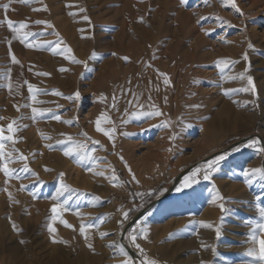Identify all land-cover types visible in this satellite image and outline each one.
<instances>
[{"label":"rangeland","instance_id":"1","mask_svg":"<svg viewBox=\"0 0 264 264\" xmlns=\"http://www.w3.org/2000/svg\"><path fill=\"white\" fill-rule=\"evenodd\" d=\"M5 3L9 0H0V128L5 136H13L12 141H2L5 154L12 156V161L5 163L16 169L13 175L20 178L7 179L0 172V264H132L119 243L122 229L135 214L162 196L157 193L148 198L136 193H156L160 189L164 194L184 169L204 158L251 136L264 141V0H235L240 12L227 0H11L6 12L2 7ZM5 16L17 27L20 23L27 27L12 33L3 22ZM84 16L89 19L84 20ZM37 20L46 23L38 25ZM185 20L191 22L190 38L206 42L197 55L209 58L210 65L186 76V80L203 83L190 80L167 121L169 125L146 134L145 142L153 145L168 131L164 134L168 135L170 149L163 158L149 162L146 174L139 178L134 165L148 149L124 133L128 125L138 129L151 120L140 122L142 117L133 112H142L147 106L145 87L150 73L161 63L162 43L165 45L166 38L181 39ZM48 24L53 27L48 28ZM25 32L35 35L21 43L19 37ZM221 36L226 42L220 40ZM249 42L254 50L248 49ZM186 43L181 45L182 54L190 46ZM154 44L158 47L155 53ZM10 47L18 64L11 63ZM65 47L77 63L65 58ZM217 60L236 63L227 67L222 64L224 72L220 73ZM246 67L257 94L232 91L225 96L229 89L246 86V80L229 79ZM157 79L161 84L168 81L161 75ZM58 81L60 87L55 85ZM28 84L33 86L32 93ZM77 92L79 100L75 99ZM67 96H73V100ZM32 108L38 114L34 115ZM70 120L71 124L65 123ZM14 121L18 130L9 133L7 126ZM162 122L160 119L158 124ZM106 130L112 139L104 134ZM173 134L176 139L170 140ZM248 142L237 147L238 151L221 154H227L226 159L210 181H204L201 172L198 184L181 193L174 190L139 220L143 223H136L127 232L125 243L139 262L257 264L245 253L253 248L259 255L264 233L257 229V239L251 241L248 234L254 225L246 222H260L255 204L257 196L264 198V178L257 175L251 184H245L243 172L261 167L263 155L246 147ZM74 144L86 147L80 154L65 156L64 150ZM25 163L31 170L28 173L21 171ZM21 185L26 186L23 191ZM61 185L66 186L63 197L53 201L51 197ZM212 185L224 197L216 205L209 203ZM37 189L34 199L30 193ZM57 202L63 208L53 221L50 209ZM220 203L225 205V212L218 207ZM135 208L139 211H130ZM124 212H129L127 221L123 220ZM191 220L213 227L205 229ZM49 223L56 229L51 235L47 231ZM13 224L19 231L13 230ZM82 225L84 234L79 231ZM221 225L222 234L217 239L214 229ZM139 227H147L146 237ZM101 233L107 235L101 237ZM53 239L65 243H54ZM135 244L143 249V256ZM211 246L216 248L215 256Z\"/></svg>","mask_w":264,"mask_h":264},{"label":"snow or ice","instance_id":"2","mask_svg":"<svg viewBox=\"0 0 264 264\" xmlns=\"http://www.w3.org/2000/svg\"><path fill=\"white\" fill-rule=\"evenodd\" d=\"M21 3H30L32 2V0H20ZM182 3L186 2V0H181ZM205 3L208 2V0H204ZM227 2L229 4H231L232 8L236 11V12H240V9L239 7H237L236 3H235V0H227ZM11 3V0H9V3H5L3 4V9L5 10V12L9 9V4ZM81 11H83V9H81ZM242 14V13H241ZM89 18L87 16H84V20H88ZM8 29L12 32V33H16L19 31V29H24L27 27V25H25L24 23H20L19 24V27H17L11 20L7 19V17L5 16V19L3 21ZM36 24H44L46 23L45 21H41V20H37L35 21ZM221 23H223V21H221ZM231 26V25H229ZM48 28H52L53 26L51 24H48L47 25ZM209 33L206 31L205 32V35H208ZM35 35L34 33L32 32H25L23 36L19 37V40L21 43H24L28 37L30 36H33ZM220 40L222 42H226V37L224 36H221L220 37ZM58 44L59 42H57V47H58ZM29 47H35V45H28ZM248 49L249 50H254L253 49V45L249 42L248 43ZM62 52L65 54V58L66 59H69V60H72L73 63H77L78 61L75 60V57L71 56V55H68L70 53V49L65 47L64 49H62ZM9 57L11 59V63L12 64H18L19 61L17 60L16 56L12 53L11 51V47L9 48ZM124 59H127L126 57ZM243 59L244 61H248L249 60V57L247 55V53L244 54L243 56ZM236 63V61H226V60H217L216 62V68L219 70L220 73H223L224 72V68L221 67V65L223 64L224 67H227L229 64H234ZM87 67V66H86ZM60 71H64L65 69L61 68L59 69ZM248 71H249V68L246 67L242 72H240L237 76H232L230 77L229 79L230 80H241V81H244L246 80V86H243V87H239V88H236V89H229L227 91H225L223 94L225 96L229 95L230 92L232 91H236V92H240V93H249L251 92L253 95H256L257 94V89L254 85V78L248 74ZM40 75H49L47 73H40ZM165 84L168 83L167 80L164 81ZM28 91L29 93H32L33 92V86L31 84H28ZM55 95H61L59 92H55L54 93ZM33 99L35 98L34 96L32 97ZM66 99L68 100H73V96H67L65 97ZM75 99L76 100H79L80 99V94L79 92L75 93ZM152 107V110L151 111H142V112H139V113H133V115L137 116L138 118L139 117H153V116H160L161 115V112L159 110H157L155 108V106H151ZM193 107H196V108H199L200 105H194ZM32 113L35 115V114H38V110L36 108H32ZM55 119L56 120H60V117L57 115L55 116ZM16 122L14 121L13 123H10L8 124L7 126V131L9 133H13L14 131L18 130V129H15L14 128V124ZM65 123H68V124H71L72 121H66ZM99 123L100 121L97 120L96 121V124H97V130L99 131L100 128H99ZM168 126V122L167 121H164L162 122L161 124H158V125H155V127H167ZM185 127H190V125H185ZM106 136H108L109 139H112V135L106 130L105 133H104ZM125 135H128V133H125ZM176 139V135L173 134L171 137H170V140H175ZM5 140H8V141H12L13 140V136L12 135H8V136H5L4 135V129L3 128H0V172L3 173V175L7 178V179H19L20 177L18 176H14L13 173L16 172V169H10L8 166H7V163H5V161H8V162H11L12 161V156L11 155H6L5 152H4V144L2 141H5ZM69 142L72 143V140H71V137H69ZM93 143H96L95 141ZM246 147H249V148H254L256 150L257 153H259L260 155H264V141H261L259 140V138H255V139H250L248 144L245 145ZM51 147V146H49ZM86 146L84 144H74L73 147H67L65 150H64V155L65 156H68V157H71L74 155V153L76 154H80V150L85 148ZM235 151H238L239 149L236 148L234 149ZM93 151H95V149H93ZM87 155L91 156V153H87ZM226 155H217L214 159H211L203 164H201L199 167H196V168H193L187 175H185L183 177V179L180 181V185L178 187L175 188V191L177 193H181L183 190L185 189H190L192 188L194 185L198 184L199 180H198V174H200L202 172V179L204 181H210L212 179V175L213 173H215L218 169H219V165H220V162L223 161L224 159H226ZM20 159H24L23 156L20 157ZM80 159L83 160L84 159V155H80ZM127 167V165H125ZM22 172L24 173H28L30 172L31 170L29 169L27 163L24 164L23 168L21 169ZM131 171V170H129ZM33 176H35L36 174L35 173H32ZM63 175V174H61ZM98 175H103V173H98ZM259 175L261 176L262 178H264V167H259V168H252V169H245L244 172H243V176H244V183L245 184H251L253 182V179H255V177ZM249 177H252V179H249ZM7 179L5 180V184L7 183ZM133 179H135V177H133ZM26 188V186L24 185H21V189L20 190H24ZM66 188V186L64 185H61V187H58L56 189V193L55 195H53L51 197V199L53 201H58V197L62 195L63 193V190ZM3 191H5L6 193L8 192V189L5 187L3 189ZM209 191L212 193V197L209 201L210 204H213V205H216L217 204V201H222L224 199V197L220 194L219 190L216 188L215 185H212V187L209 189ZM38 193H39V189H37L35 192H32L30 193L33 198H37L38 196ZM160 194V195H163V192L160 190V189H157V192L156 193H144V194H141V193H136L135 195L136 196H144V197H148L150 198L152 195H156V194ZM9 199L11 200V196L9 194ZM256 201L257 203L255 204V208H256V211L259 215V218H260V222L259 223H255L254 221H247L246 223L247 224H252L254 225L253 228H252V232H250L248 234V238L255 242L257 237H256V231L257 229L264 233V206H262V204H264V198L260 197V196H257L256 197ZM12 202H16V201H12ZM65 203H67L65 201ZM218 207L221 209V212H225L226 209H225V205L223 203H220L218 204ZM63 208V205H61L60 203H54L50 209L51 211V214H52V220L55 221L57 219V216H58V213L59 211ZM65 211H67V209H64ZM139 211V208H135V209H132L130 211ZM77 215H79V213H77ZM129 219V212H124L123 214V220L124 221H127ZM221 219H223V217H221ZM62 224L65 223V221L61 220L60 221ZM143 223V221H138L137 222V225ZM190 223H193V224H199L200 227L202 228H205V229H210L213 227L212 224H209V223H205L203 221H196V220H191ZM67 227H71V225H65ZM120 226L123 227L124 224H123V221L120 223ZM13 227V230L14 231H19L18 229H16L15 225L13 224L12 225ZM88 227H93V225L89 224ZM47 231L49 232V234H53L56 232V229L52 226L51 223H49L47 225ZM80 233L81 234H84L85 232V227L82 225L79 229ZM138 231L143 234L145 237L147 236V233H148V229L147 227H139L138 228ZM215 231V235H216V238L219 239L221 234H222V225L221 226H217L215 227L214 229ZM107 235V233H101V237ZM134 239V238H133ZM52 242L54 243H65L64 241H56L55 239L52 240ZM20 243H24L23 240L20 241ZM89 248L92 247L91 244H88L87 245ZM203 247L207 248L209 247V245H204L202 244ZM135 247L137 249H139L140 251V254L143 256L144 255V252H143V249L140 248V245L139 244H135ZM212 247V255L215 256L216 255V248L215 246H211ZM121 251H123V249H121ZM247 256L249 257H253L255 259V261L257 262V264H264V239L260 240L259 241V255H257L256 253V250L253 249V248H250L246 253H245ZM125 255H127L125 253ZM139 264H156V261L155 260H152V261H146V260H141L139 262ZM201 264H206V262L204 261H201Z\"/></svg>","mask_w":264,"mask_h":264},{"label":"bare ground","instance_id":"3","mask_svg":"<svg viewBox=\"0 0 264 264\" xmlns=\"http://www.w3.org/2000/svg\"><path fill=\"white\" fill-rule=\"evenodd\" d=\"M186 20H185V23H183V25H184L183 29L184 30L182 31V33H184V32L185 33L182 34L181 39L178 40L176 37L177 40L171 39L169 41V38H166L167 40L165 41V45H164V43H162V48L159 47L160 48V56L159 57H161L163 59V62L161 59V63L158 64V67L156 68V70L154 72L150 73L148 88L145 87L146 97H148V101H147V106L144 107L143 111H151L152 110L151 106L154 105L155 108L161 112V115L158 117H156V116L147 117V118L142 117L141 119H143V120H141L140 122H143L144 120H148V119L152 120V121L150 120L149 123H146L144 127L142 126V127H139L138 129L132 128V127H130V125H128L126 127L125 133H128V135H125V136L128 139H133L135 141H139V144H137V145H139L141 147L147 146V149H148L147 152H145V155L142 156V159L140 158L141 161L140 162L138 161L134 165V170L137 173V176L139 178L141 176H143L144 174H146L145 172L149 168V164L151 165V163H149V162H151V161L156 162L159 158H163L164 153L169 151V149H170V145L167 141L168 135L164 134V133H167L168 131L164 132L162 135H160L159 138L153 143V145L147 144L145 142L148 139L146 137V134H150L151 129L152 130L158 129V127H155V125H158V121L160 119H162L164 121H170L169 118H170L172 112L174 111V109H177V105H176L177 102L180 101V99H182L184 97L185 89L187 88V86H189L190 80L194 81V83H196V84H198V82H200L201 84L203 83V80L202 81L201 80L196 81L195 79H191V78L190 79L188 78L186 80L185 79L186 76L189 75L190 73H191V75H194L195 73H197L198 67H200V66L203 67L205 65L206 67H209V65H210V59L209 58L207 60H205L204 57H201V56L198 57L199 55H197V50L199 48L203 49L205 47L206 42H204V40H199L197 38H190L191 37L190 32H192V27L190 26L191 22L190 21L186 22ZM180 22H182V21H180ZM165 36H163V37H165ZM185 42H188L190 44V46L188 47V49H186L184 54H182V52H180V50L182 48L181 45L183 46L184 45L183 43H185ZM188 43H186L185 45H187ZM156 44H157V42H156ZM130 46L135 47V45H130ZM132 47H131V49H133ZM136 50L138 51V49H136ZM157 50H158V47L155 45L153 52L155 53V51H157ZM180 58H182V60H183L182 62L179 61ZM26 59H28V58H26ZM47 65H48V63H47ZM47 65H45V66H47ZM50 66L51 65L49 64V67ZM38 68L40 69V66ZM43 68H45V67H43ZM44 71H45V69H44ZM48 72H50V70H48ZM52 73H54V72H52ZM158 75H161V76L167 78L168 83L167 84H165V83L161 84L159 79H157ZM71 81H72V78H71ZM55 85L60 87L62 85V83L60 81H58L55 83ZM194 101L195 100L192 99V102H194ZM132 121H128V122H132ZM128 124H130V123H128ZM69 170L71 171L72 168H69ZM44 192H46V190ZM196 194H198V189L196 191ZM62 197H63V195H62ZM132 264H139V261L137 259L133 260Z\"/></svg>","mask_w":264,"mask_h":264},{"label":"water","instance_id":"4","mask_svg":"<svg viewBox=\"0 0 264 264\" xmlns=\"http://www.w3.org/2000/svg\"><path fill=\"white\" fill-rule=\"evenodd\" d=\"M255 138H259V140L263 141V139L260 136H251L248 138H245L243 140H240L238 142H236L235 144H233L232 146H230L229 148H227L224 151L221 152H217L214 153L206 158H204L203 160L189 166L188 168L184 169L172 182V184L170 185V187L164 192V194L162 196H160L159 198L154 199L153 201H151L148 205H146L141 211H139L137 214H135L131 220H129L125 226L122 229V232L119 236V243L122 246V248L126 251V253L128 254V256L132 259V260H136L138 259V256L135 252H133L125 243V236L127 234V232L140 220L142 219L146 214H148L151 210H153L155 207H157L158 205H160L161 203H163L165 200H167L172 193L174 192L176 186L179 184V182L182 180V178L187 175L193 168H195L198 165H201L211 159H214L217 155H221L223 153H228L231 150H234L235 148L239 147L242 144L247 143L250 139H255ZM261 167H264V155H263V159L261 162Z\"/></svg>","mask_w":264,"mask_h":264}]
</instances>
